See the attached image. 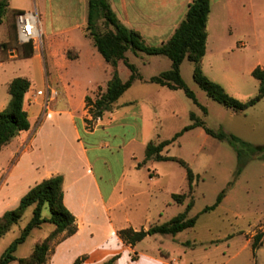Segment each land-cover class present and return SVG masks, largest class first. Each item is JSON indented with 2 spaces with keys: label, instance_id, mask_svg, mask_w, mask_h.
Returning <instances> with one entry per match:
<instances>
[{
  "label": "rangeland",
  "instance_id": "obj_1",
  "mask_svg": "<svg viewBox=\"0 0 264 264\" xmlns=\"http://www.w3.org/2000/svg\"><path fill=\"white\" fill-rule=\"evenodd\" d=\"M10 4L11 9L4 19V26L8 25L13 15L12 8L34 10V0H10ZM100 30L105 32L107 28L101 23ZM15 45L18 52L12 53L14 60L6 63L4 70L0 68V91L5 81L28 78L33 72L29 62L22 58L19 40ZM8 49L9 46L5 48L2 60L9 59ZM36 51L42 53L43 44ZM95 51L98 56L92 60L97 63L100 59L106 64L100 52ZM138 54L139 57H133V63L145 79L137 81L121 98L120 103L124 105L135 100L128 107L140 105L143 117L136 119L129 116L126 121L131 126L126 128L116 121L108 130L100 126L95 135L87 133L78 120L76 125L80 137L77 139L73 127L71 128V121L68 120V113H53L71 112V107L62 104L58 107L52 102L49 109L44 111V117L48 119L47 130L59 129V125L53 124L54 121L63 122L62 129H59L52 144H46L40 150L34 148L30 152L4 148L0 153V200L4 201L0 216L16 209L29 188L46 179L53 168H60L68 175L70 164L77 162L81 175H86L85 182L81 184L88 192V199L92 204L97 200L93 208L95 220L71 240L68 258L63 249H60L53 263L49 262L53 257L50 252L48 264H68L69 260L73 264L82 257H86L83 264H104L113 258H117L115 264H174V258L182 259L187 264H264L263 160L249 158L246 167L239 174L238 155L228 142L207 135L201 127L186 132L164 152L165 155L185 160L194 173L199 175L192 197L187 198L183 205L176 203L173 195L189 193L186 170L174 162L147 161L144 164L147 145L150 142L173 139L193 124L192 113L214 131L223 130L254 146L264 147V99L244 113L226 109L208 97L195 82L196 66L186 60L181 68L182 77L195 93L201 104L199 107L184 91L161 89L150 82V77L169 70V58ZM263 66L264 21L259 33L238 30L233 34H211L208 54L201 63L206 76L221 84L230 95L241 101L257 96L260 83L253 72ZM127 73L128 70L121 76L123 81L128 80ZM110 80V74L102 70L98 73L100 85L87 81L89 85L76 86L74 93L90 90L91 97L96 100L97 92L100 89L106 90ZM69 89L71 92V86ZM128 107L123 106L121 110L125 111ZM80 114L82 113L77 112L76 116L79 117ZM108 121L109 118H105L103 124ZM87 125V129L93 131L96 122L92 120ZM142 127L148 138L147 144L143 146L135 143L121 149L125 142L142 133ZM84 149L87 150L86 154ZM156 173L161 180L152 183L150 175L156 176ZM123 174L128 178L130 176L127 182H121ZM131 179L135 182L132 183ZM95 181L101 187L105 200H108L107 196L116 187L114 197L107 204L99 197ZM71 184L68 179L66 187ZM152 189H160L162 192L152 198ZM224 190L227 194L221 205L215 211L201 214L204 209L216 204ZM192 199L196 203L190 216L200 215L195 228L175 237L150 236L134 247L123 243L120 232L132 227L129 219L139 230L161 225L183 213ZM121 200L124 201L118 205ZM44 216H49L48 210H45ZM32 218L33 208L0 241V259L22 235ZM53 230L52 224H45L41 229L34 230L19 247L16 256L29 257L36 242L46 238ZM258 234H262V239L258 249L254 251L253 243ZM63 239L64 235H61L54 240L52 252Z\"/></svg>",
  "mask_w": 264,
  "mask_h": 264
},
{
  "label": "trees",
  "instance_id": "obj_2",
  "mask_svg": "<svg viewBox=\"0 0 264 264\" xmlns=\"http://www.w3.org/2000/svg\"><path fill=\"white\" fill-rule=\"evenodd\" d=\"M88 33L93 39L94 45L112 68V79L108 83L107 89L97 96L96 100L87 97V108L97 121L102 119L106 113L112 112L114 106L128 92L135 82L142 81L143 77L137 67L131 64L126 56L129 51L136 54L145 53L150 56H164L171 60L172 66L169 71L163 72L150 79V82L160 87H165L173 91H184L186 96L201 107L195 93L189 88L182 77V65L187 60L195 64L194 80L204 90L208 97L223 105L226 109L234 110L238 113L247 112L264 99V66L254 70L253 76L259 81V92L257 96L241 101L230 95L219 83L211 80L205 75L201 68L207 54L208 33L207 26L211 14L210 0H194L190 5L184 21L175 31L174 35L160 46H149L140 32L129 29L122 25L111 8L109 0H88ZM10 10L9 0H0V25L3 24L7 13ZM101 23L107 30L101 32ZM7 45H3V53ZM25 58L34 54V47L24 45ZM71 51L68 56L71 58ZM124 62L131 76L124 82L120 76L119 63ZM32 83L27 78H16L9 85L11 101L7 108L0 112V152L14 138L23 132L31 130L29 113L25 109V103ZM204 111L207 112L206 108ZM193 124L187 126L173 139L163 141L159 144L150 142L146 147V160L154 162H174L186 170L189 193L174 194L173 199L178 204H185L187 198L194 193L195 182L199 178L191 166L183 159L165 155L164 152L179 140L186 132L196 128H204L207 135L222 142H228L235 150L239 159V171L246 167L249 158L257 157L264 161V147L254 146L241 140L234 135H228L223 130L214 131L208 128L203 120L195 113L191 115ZM226 190L222 191L215 205L207 207L201 214L215 211L226 197ZM192 199L183 213H180L172 220L161 225H153L148 229L135 230L127 228L120 232L121 239L128 246H136L150 236H177L186 230L195 228L200 215L191 217L190 213L195 207ZM34 207L33 218L24 229L22 235L12 243L0 259V264H11L18 261L19 264H48L49 254L52 251V243L56 238L64 235L65 238L72 237L78 232V225L75 216L69 211L64 203V177L55 176L43 180L32 187L21 199L19 206L7 211L0 218V241L19 224L28 210ZM45 210L49 211V216L45 217ZM45 224H52L54 230L45 239L38 241L32 254L27 258L18 259L16 253L36 229H41ZM262 234H258L253 243L256 251ZM189 245V244H188ZM86 257L77 259L74 264H83ZM117 258H113L104 264H115Z\"/></svg>",
  "mask_w": 264,
  "mask_h": 264
},
{
  "label": "crops",
  "instance_id": "obj_3",
  "mask_svg": "<svg viewBox=\"0 0 264 264\" xmlns=\"http://www.w3.org/2000/svg\"><path fill=\"white\" fill-rule=\"evenodd\" d=\"M210 1L211 14L209 16L207 26V54L209 51L211 34L221 35L222 32L233 34L238 30L249 32L253 31L254 33L260 32L262 21H264V7H262V0ZM193 2L194 0H109L111 8L120 23L129 29L140 32L149 46H160L167 42L184 21L189 7ZM26 10V8L21 7L12 8L13 15L11 16L8 25L4 26V22L0 25V68L3 70L5 69L6 63L10 60H14L12 59L14 57L12 56V53L18 52V48L15 45V43L19 40L15 16L18 12H32L30 10ZM36 10L40 15V27L43 35V51L42 53H38L36 51L37 48H34V54L31 57L25 58L22 56L24 60L29 62V66L33 70L31 76L27 78L32 83V87L27 95L25 103V109L29 113L31 130L21 133L4 148H7L8 150L10 149V151L21 150L30 152L33 151L34 148H38L40 150L44 147V145L52 144L54 142L53 139L55 138V135L59 134V129H62L61 124L63 122L59 120L54 122L52 121L53 124L59 125V129L55 131L47 130L46 124L48 123V119L44 117V111H46V98L38 95V92L43 91L47 85H50L59 93L57 99L53 101L56 106L59 107L61 106L60 104H62V106L71 107V112L56 111L53 113H68V120L71 121V128L73 127V132L77 139L80 137V133L76 125L78 120L82 122L87 133L95 135L100 126H103L106 130H108L113 127V122L116 121L123 128H126L131 126V124L126 121L129 116H134L136 119L142 118L143 114L142 109H140V105H137L136 107L131 106V108L128 107V105L135 103V100L122 105L120 103V99L114 106L112 112L107 113L102 119L95 121L96 126L93 131H89L87 129V123L93 120V117L87 108V97L92 98L89 93L90 90H87V92L74 93V88L76 86L80 87L87 85L88 82H90V84L100 85V81H98V73L102 70H104L107 74H110L112 79V68L107 63H103L100 59H98L97 63L92 60V58H97L98 55L95 53L97 48L94 45V41L89 36L87 30L89 2L88 0H34L33 11ZM3 45L9 46L8 53L10 56L8 60H2V55L4 54L2 49ZM23 46L24 45H22L20 49L24 54ZM69 51L72 53L71 58L68 56ZM126 56L129 62L134 64L133 57H139L140 54L129 51ZM171 66L172 62L169 66V70L171 69ZM126 70H128L127 77L129 80L131 72L124 62H120V76H122L123 73H126ZM142 77L144 80L145 77ZM152 77H150L149 80ZM13 80L14 79L5 81L2 85V89L0 91V112L5 110L11 101V96L8 90L9 85ZM70 86L71 92L69 89ZM158 87L165 89V87ZM104 91L105 90L100 89L97 92V96ZM123 106L128 108L123 111L121 110V107ZM77 112H81L82 114L77 117ZM105 118H109V121L106 124H103V120ZM143 128L144 127H142L141 130L142 133L125 142V144L121 146V149H126L135 143L143 146L146 145L148 138L145 136ZM73 132L71 131V136L73 135ZM83 152L86 154L87 150L84 149ZM87 162L90 163L88 158ZM70 165L71 167L69 168L68 175L64 174L60 168H53L50 172H48L46 179H50L58 175H62L64 177V203L76 218L78 232L72 237L63 239L55 246L54 251H51V256L53 255V257L50 258V263H53V261L56 260L60 249H63L68 258V255L70 254L71 240L80 234L87 224L91 225L95 220V218H93V208L97 203V200H94L92 204L91 200L88 199V192L85 191L84 185L81 184L85 182L86 175H81L79 164L77 162H72ZM122 177L121 182H127L130 178V176L128 178L124 174ZM68 179L72 184L66 187V181ZM155 180L156 182H160L161 180L157 173L156 176L150 175V181L154 183ZM40 182H37L36 184ZM131 182L134 183L135 180L131 179ZM96 187L99 197L102 199L104 204H107L108 201L114 197L116 187L107 196L108 200H105V195L97 183ZM124 187L125 185H123L122 190H124ZM31 188H29V190ZM159 192L162 191H160V189H152L150 194L152 198H156ZM26 194H24V196ZM123 201L124 200H121L118 205H120ZM3 205L4 201L0 200V210ZM5 213L6 212H4V214ZM2 216H0V218ZM129 223L132 225L131 228L139 230L132 224V220L129 219ZM40 240L42 239H39L38 241ZM68 264H71V260H69ZM174 264L187 263L182 259L174 258Z\"/></svg>",
  "mask_w": 264,
  "mask_h": 264
},
{
  "label": "built area",
  "instance_id": "obj_4",
  "mask_svg": "<svg viewBox=\"0 0 264 264\" xmlns=\"http://www.w3.org/2000/svg\"><path fill=\"white\" fill-rule=\"evenodd\" d=\"M15 22L21 45L31 44L34 48H38L43 44L40 15L37 10L32 12H18L15 16ZM38 95L46 98L45 109L48 110L50 104L59 96V93L50 85H47L43 91L38 92Z\"/></svg>",
  "mask_w": 264,
  "mask_h": 264
}]
</instances>
